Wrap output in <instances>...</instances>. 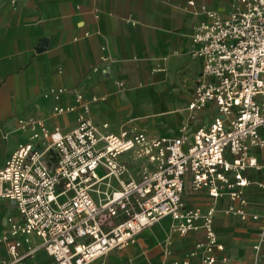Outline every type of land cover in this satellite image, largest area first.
Instances as JSON below:
<instances>
[{
  "label": "built area",
  "instance_id": "2783aa9c",
  "mask_svg": "<svg viewBox=\"0 0 264 264\" xmlns=\"http://www.w3.org/2000/svg\"><path fill=\"white\" fill-rule=\"evenodd\" d=\"M188 4L202 16L191 54L203 63L188 109L194 118L214 104L218 114L191 131L183 126L177 136L150 138L129 127L116 133L108 123L98 125L77 94L81 112L70 132L51 130L41 119L21 120L32 136L0 166V198L14 201L18 212L9 217L0 264H23L42 249L51 264H91L130 246L164 218L181 235L202 229L199 264L217 262L215 252L225 245L215 229V203L224 188L232 200H242L248 170L261 167L252 150L264 149V0H232L227 14L195 0ZM187 183L192 192L208 190L206 207L188 201ZM227 213L248 215L236 206ZM258 238L264 241V223ZM254 248L260 250V242ZM172 254L166 250L165 264H193Z\"/></svg>",
  "mask_w": 264,
  "mask_h": 264
},
{
  "label": "crops",
  "instance_id": "0c3cea01",
  "mask_svg": "<svg viewBox=\"0 0 264 264\" xmlns=\"http://www.w3.org/2000/svg\"><path fill=\"white\" fill-rule=\"evenodd\" d=\"M195 1L223 14L232 10V0ZM188 2L0 0V166L32 136L30 129L21 128V120L41 119L49 129L65 133L76 128L81 112L77 94L90 104L91 119L98 125L108 123L116 133L129 127L159 138L169 121L180 127L179 135L184 125L191 131L212 120L218 114L214 104L195 112L194 118L188 109L203 72L202 60L191 54L195 26L202 16L195 15L197 7ZM170 86L178 103L161 104L153 113L142 111L140 101L162 98ZM57 106L76 108L59 112ZM142 116L147 120L138 122ZM252 154L261 167L248 170L251 182L242 200H232L224 188L215 203V229L225 245L224 251L215 252V264H264V241L258 238L264 223V188L259 185L264 182V149L254 148ZM138 169L133 166L135 173ZM186 191L190 203L207 206L208 190L192 192L187 183ZM0 199L13 204L7 221L18 215L14 201ZM230 206L243 207L247 217L227 213ZM255 214L259 219H253ZM171 223L170 218L160 220L130 246L91 264H165L167 249L174 258L199 264L197 244L204 240L203 230L181 235ZM259 242L261 248L256 250ZM40 251L52 263V257ZM193 251L197 253L192 255Z\"/></svg>",
  "mask_w": 264,
  "mask_h": 264
},
{
  "label": "rangeland",
  "instance_id": "374dc122",
  "mask_svg": "<svg viewBox=\"0 0 264 264\" xmlns=\"http://www.w3.org/2000/svg\"><path fill=\"white\" fill-rule=\"evenodd\" d=\"M168 102L171 103H178V98H177V94L173 92V87L170 86V90L168 91V95H162V98L160 97H155V98H148L145 101L142 100L139 102V106L141 107L143 112H147V113H153L155 111V108H157V106H160L161 104H167ZM145 120H147L146 116H142L138 119V122H144ZM165 127L162 129L164 132L162 133L163 137H174L178 134L179 132V126L176 127L173 124H171V122L169 121V123H165ZM143 127V125H141ZM186 126V125H184ZM187 127V126H186ZM147 128V130L149 131V127H145ZM98 174L100 176L105 174V170L103 168L98 169ZM185 193L187 194V191L185 190ZM13 208V204H11L10 202H4L1 201L0 199V255L1 254H5L6 252V247L5 246V242H4V236L5 234H7L9 232V225H8V221H7V215L10 212V210H12ZM122 249V248H121ZM114 250H120L119 248L114 249ZM32 262V264H50V259L48 258V256L40 251L35 257L31 258L27 264H30Z\"/></svg>",
  "mask_w": 264,
  "mask_h": 264
}]
</instances>
